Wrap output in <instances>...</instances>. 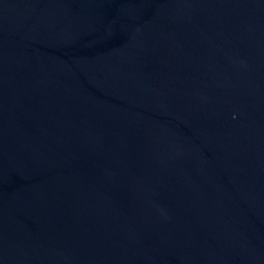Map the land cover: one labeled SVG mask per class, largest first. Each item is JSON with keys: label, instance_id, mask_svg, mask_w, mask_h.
I'll return each mask as SVG.
<instances>
[{"label": "water", "instance_id": "obj_1", "mask_svg": "<svg viewBox=\"0 0 264 264\" xmlns=\"http://www.w3.org/2000/svg\"><path fill=\"white\" fill-rule=\"evenodd\" d=\"M0 264H264V0H0Z\"/></svg>", "mask_w": 264, "mask_h": 264}]
</instances>
